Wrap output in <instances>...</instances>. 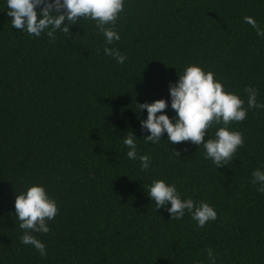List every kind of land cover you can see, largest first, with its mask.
<instances>
[{"label":"trees","instance_id":"16d2710c","mask_svg":"<svg viewBox=\"0 0 264 264\" xmlns=\"http://www.w3.org/2000/svg\"><path fill=\"white\" fill-rule=\"evenodd\" d=\"M9 10L0 0V264H210L207 249L216 264H264V193L251 175L264 171V109L229 124L244 144L217 169L201 145L172 143L166 132L155 144L144 139L147 109L138 106L165 99L174 118L169 86L191 64L245 108L246 87L264 104V37L244 21L264 29V0H124L111 45L94 20L80 18L50 42L15 29ZM128 131L138 156H150L146 171L127 157ZM156 179L208 203L217 219L198 228L187 211L176 220L156 210L147 195ZM33 184L58 208L48 233H32L46 256L21 243L15 215L16 195Z\"/></svg>","mask_w":264,"mask_h":264},{"label":"clouds","instance_id":"9594fccd","mask_svg":"<svg viewBox=\"0 0 264 264\" xmlns=\"http://www.w3.org/2000/svg\"><path fill=\"white\" fill-rule=\"evenodd\" d=\"M7 15L11 17L12 26L17 30H26L29 35L39 37L46 32L50 42H55V32L69 33V25L76 24L80 18L96 21V27L105 37L106 44L111 45L120 40L116 31V23L124 9V0H7ZM39 8V11L37 10ZM244 21L264 37L256 20L245 16ZM67 22V23H66ZM104 54L113 57L123 64L126 56L119 49L104 47ZM176 84H170L171 108L176 112L174 118L165 113L168 103L158 99L152 103L139 104V109H147V119L141 120V129L150 132L144 139L155 144L161 141L166 132L172 143L190 141L201 145L205 150V158L211 159L217 169L228 166L233 155L244 144L239 131H230L231 122H242L247 118L249 109H264V104L257 103V92L252 87L244 91L248 95L247 108L245 101L238 95L226 92L220 81L215 79L211 71L207 73L198 65L191 64L178 75ZM160 113L159 115H157ZM222 125L215 132V138L205 136L209 128ZM136 136L128 131L123 143L128 148L127 157L139 159L141 171L151 165L149 155L138 156ZM179 156V153H176ZM252 183L258 184L257 191L264 193V171L256 169L252 172ZM147 195L155 201L156 210L166 208L171 219L180 220L187 211L198 228H203L209 221L217 219V212L206 202H194L191 198L181 199L174 184L169 185L162 179H156L147 187ZM171 207H167L168 204ZM15 215L23 230L20 241L24 245H32L41 256L47 255V249L32 233H48V220L58 214L56 201L48 196L43 186L33 184L16 195ZM210 264H216V255L207 249ZM195 264H202L196 261Z\"/></svg>","mask_w":264,"mask_h":264}]
</instances>
